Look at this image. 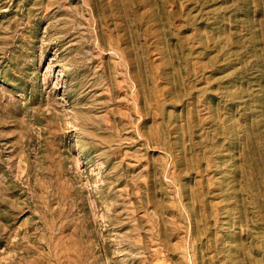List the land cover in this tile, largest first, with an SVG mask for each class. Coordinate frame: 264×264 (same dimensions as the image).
Returning a JSON list of instances; mask_svg holds the SVG:
<instances>
[{"label": "rangeland", "instance_id": "obj_1", "mask_svg": "<svg viewBox=\"0 0 264 264\" xmlns=\"http://www.w3.org/2000/svg\"><path fill=\"white\" fill-rule=\"evenodd\" d=\"M0 264H264V0H0Z\"/></svg>", "mask_w": 264, "mask_h": 264}]
</instances>
